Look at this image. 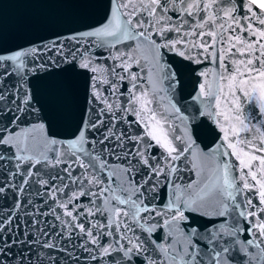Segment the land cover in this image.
Here are the masks:
<instances>
[{
  "label": "snow or ice",
  "instance_id": "6c2138e0",
  "mask_svg": "<svg viewBox=\"0 0 264 264\" xmlns=\"http://www.w3.org/2000/svg\"><path fill=\"white\" fill-rule=\"evenodd\" d=\"M72 6L103 13L67 37L81 47L0 45V264H264V0ZM205 62L192 99L216 138L201 147L174 97Z\"/></svg>",
  "mask_w": 264,
  "mask_h": 264
},
{
  "label": "water",
  "instance_id": "95a60500",
  "mask_svg": "<svg viewBox=\"0 0 264 264\" xmlns=\"http://www.w3.org/2000/svg\"><path fill=\"white\" fill-rule=\"evenodd\" d=\"M101 2H105V0H101ZM73 3L74 0H0V45L12 50L20 47L26 48L29 46L30 42L34 44H39L41 42L47 44L51 40H56L57 34H59V41L64 44L66 49L69 47H81L75 44V42L67 39V37L75 30H83L85 25H95L98 23L102 19L103 13L100 9L82 13L72 6ZM123 50L127 51V48ZM162 52L165 53V59L169 62L182 59L166 50H162ZM90 55L96 66H99L100 69H108L107 73L99 71L95 75L100 76L101 79L107 78L117 83L116 78L112 75V67L118 65L119 62L108 59V53L105 49L93 48ZM184 63L187 64V61H184ZM141 66L144 70L140 74L146 78L148 68L144 65L143 60H141ZM212 67H214V65L208 62L199 66L195 64L189 65L185 74L183 91L178 96L174 97V101L177 103V106L180 107L184 115L189 116L190 120L195 116V120L192 121L193 135L197 138V142L201 147L214 143L216 132L213 131V129L215 126L211 124L210 120L199 114L198 109L201 108V105L199 101H194L192 97L196 94L198 84L202 82L201 78L198 76V72ZM78 71L83 72L85 70ZM115 71L127 75L123 73L119 67H116ZM131 71L139 73L140 69L134 65ZM91 75L94 74L87 72V76ZM74 79L83 85L85 76H76ZM209 79H211V77H209ZM119 84L120 92H126V90L130 88L128 80L119 82ZM141 84H144L143 80ZM145 86L147 85L145 84ZM97 87L100 88L106 97H109V102H112L114 98L109 96L108 85H97ZM119 100L120 102H124V97L120 96ZM129 119H134V117L130 116ZM197 124L199 125L198 129L196 127ZM180 175L182 180H177V183L188 182L190 179L195 178L194 175L190 176L187 173H181ZM167 191L170 194L171 188L169 187ZM4 203L5 201L0 200V205ZM11 203L12 196L11 193H9L7 204L11 206ZM164 203H166V199L164 190H162L161 196L157 201V206H162ZM47 219L53 223H57L52 217H48ZM198 219L200 218L198 217ZM21 223H23V219ZM164 231L167 230L165 229ZM157 235H159V233H157ZM243 235L244 234H242V238ZM35 250L36 249L33 247L32 251L35 252ZM16 251L18 252L19 248H17ZM28 254L29 253L25 251V255ZM76 254H79L78 250ZM240 255L242 256V254ZM65 264H70V261L65 260Z\"/></svg>",
  "mask_w": 264,
  "mask_h": 264
}]
</instances>
